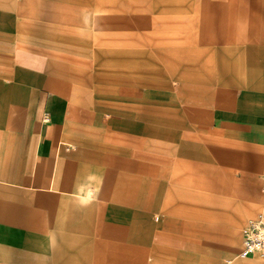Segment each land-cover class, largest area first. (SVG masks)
<instances>
[{
    "label": "crops",
    "instance_id": "obj_1",
    "mask_svg": "<svg viewBox=\"0 0 264 264\" xmlns=\"http://www.w3.org/2000/svg\"><path fill=\"white\" fill-rule=\"evenodd\" d=\"M21 12L0 0V264H264L239 256L264 211V26L210 78L82 99Z\"/></svg>",
    "mask_w": 264,
    "mask_h": 264
},
{
    "label": "rangeland",
    "instance_id": "obj_2",
    "mask_svg": "<svg viewBox=\"0 0 264 264\" xmlns=\"http://www.w3.org/2000/svg\"><path fill=\"white\" fill-rule=\"evenodd\" d=\"M180 1L21 0L22 41L82 99H114L131 84L145 94L210 78L222 56L263 35L264 0H201L189 18L173 9Z\"/></svg>",
    "mask_w": 264,
    "mask_h": 264
},
{
    "label": "built area",
    "instance_id": "obj_3",
    "mask_svg": "<svg viewBox=\"0 0 264 264\" xmlns=\"http://www.w3.org/2000/svg\"><path fill=\"white\" fill-rule=\"evenodd\" d=\"M264 177V173H263ZM264 250V211L248 220L242 230L241 257H248Z\"/></svg>",
    "mask_w": 264,
    "mask_h": 264
}]
</instances>
